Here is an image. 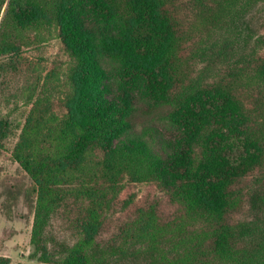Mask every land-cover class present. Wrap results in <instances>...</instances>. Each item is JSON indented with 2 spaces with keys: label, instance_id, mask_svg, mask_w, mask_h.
Here are the masks:
<instances>
[{
  "label": "trees",
  "instance_id": "16d2710c",
  "mask_svg": "<svg viewBox=\"0 0 264 264\" xmlns=\"http://www.w3.org/2000/svg\"><path fill=\"white\" fill-rule=\"evenodd\" d=\"M176 1L0 0L4 71L55 36L72 61L66 112L38 98L14 144L38 185L39 264H264V54L255 43L264 36L249 16L259 0H201L186 31ZM201 30L219 36L197 49ZM100 57L118 65V95L103 83ZM224 59L246 83L208 80ZM132 85L171 106L180 134L166 153L128 135L140 109ZM6 126L1 119L0 137ZM132 182L165 190L174 211L151 193L118 202Z\"/></svg>",
  "mask_w": 264,
  "mask_h": 264
},
{
  "label": "rangeland",
  "instance_id": "374dc122",
  "mask_svg": "<svg viewBox=\"0 0 264 264\" xmlns=\"http://www.w3.org/2000/svg\"><path fill=\"white\" fill-rule=\"evenodd\" d=\"M176 2L178 7L176 12L181 20L179 26L186 31L195 19L190 8L194 11V4L201 8V0H178ZM249 16L252 19V28L257 29V37L260 34L264 36V0H259L255 4ZM208 34H213V37L209 39ZM217 36H219V31L203 33L201 30L194 38L197 41L194 46L200 49L205 44H211ZM202 41L204 44H201ZM255 43L259 45V54H264V44L260 45L257 41ZM228 50L231 49L228 48ZM208 54L212 52L209 51ZM24 56L31 59L27 65L21 64L26 59ZM24 56L19 59L21 70L16 71H11L10 68L4 71L3 66H7L9 60H0V72L4 76L0 80V120L8 121V126L4 130L5 135L0 137V256L10 258V264H39L37 257L34 256L35 246L31 242L39 192L38 185L14 156V144L25 116L38 98L50 97L52 100L50 104L54 110L60 113L66 112L63 101L71 91L69 69L72 61L58 36L50 40L41 50L30 49ZM231 60L220 61L218 66L221 70L218 72L215 65H212L213 71L209 72L208 80L212 81L217 76L237 78L243 75V83H246V72L239 67H233ZM99 62L106 71L102 77L103 83L109 85L118 95L121 79L118 75L117 63L107 57H100ZM129 89L135 103L140 105V109L136 112L139 115L134 122V128L128 135L143 136L156 151L166 153L169 151V142H174L180 134L178 127L166 117L171 106L157 101L151 103L141 86L132 85ZM263 95L264 93L258 94V92L256 94V96ZM147 130L150 131L147 132ZM125 138L126 136L123 137ZM129 193H135L137 202L149 197L148 194L151 193L154 195L151 198L161 201L162 210L166 215L174 211L165 190L154 183L126 184L118 202L124 201ZM60 230L66 231L64 227H60L58 231Z\"/></svg>",
  "mask_w": 264,
  "mask_h": 264
}]
</instances>
